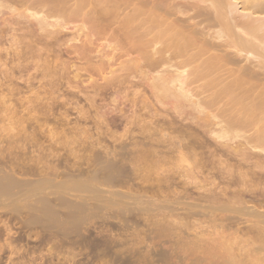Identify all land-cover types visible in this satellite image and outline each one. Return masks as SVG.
I'll return each mask as SVG.
<instances>
[{
  "label": "bare ground",
  "instance_id": "1",
  "mask_svg": "<svg viewBox=\"0 0 264 264\" xmlns=\"http://www.w3.org/2000/svg\"><path fill=\"white\" fill-rule=\"evenodd\" d=\"M0 219L264 264V0H0Z\"/></svg>",
  "mask_w": 264,
  "mask_h": 264
},
{
  "label": "rangeland",
  "instance_id": "2",
  "mask_svg": "<svg viewBox=\"0 0 264 264\" xmlns=\"http://www.w3.org/2000/svg\"><path fill=\"white\" fill-rule=\"evenodd\" d=\"M2 220L0 219V264H230L222 260L206 258L198 260L187 252V249L172 252L167 245L163 246V250H159L160 256V252L159 255L156 254L153 251L156 249L152 246V250L147 241L130 243L127 240L128 243L126 241L116 245L112 238L91 237L86 240L85 238L70 241L66 239L68 242L65 240L61 242L59 237V240L52 239V235L42 231L45 232L44 235L40 229V236L36 235L38 229L35 231L32 228L21 229L18 225L6 229L8 226H5ZM176 249L177 247L175 251ZM170 253H173L172 257ZM162 254L164 256L168 254L166 259Z\"/></svg>",
  "mask_w": 264,
  "mask_h": 264
}]
</instances>
